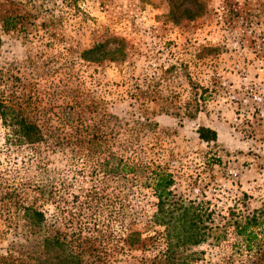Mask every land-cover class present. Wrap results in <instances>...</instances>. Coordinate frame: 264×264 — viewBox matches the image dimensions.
<instances>
[{
  "label": "rangeland",
  "instance_id": "rangeland-1",
  "mask_svg": "<svg viewBox=\"0 0 264 264\" xmlns=\"http://www.w3.org/2000/svg\"><path fill=\"white\" fill-rule=\"evenodd\" d=\"M0 104L42 132L0 114V264H34L26 208L75 231L119 214L151 250L116 264H264V0H0ZM159 172L211 214L169 254Z\"/></svg>",
  "mask_w": 264,
  "mask_h": 264
},
{
  "label": "trees",
  "instance_id": "trees-1",
  "mask_svg": "<svg viewBox=\"0 0 264 264\" xmlns=\"http://www.w3.org/2000/svg\"><path fill=\"white\" fill-rule=\"evenodd\" d=\"M0 114L5 123L9 125L17 123L20 126L23 141L36 143L41 139L42 132L38 126L27 122L21 116H12L13 113L9 107L0 104ZM198 134L199 138L205 142L214 141L216 138L213 131L205 128H201ZM173 185L174 180L171 174L159 172L154 176L153 189L158 200L155 219L165 227L166 241L174 244V248H172L173 244L169 246L167 254L176 249L185 248L187 245H197L202 242L208 231L205 223L211 217V214L201 205L194 202L187 203L177 198L171 190ZM25 215L30 226L29 232L35 237L34 264H116L120 262L118 256L124 249L123 246H127V252L144 253L151 250V247L146 248V245L141 242L139 233L126 234L127 229L122 225V217L119 214L116 216L117 223L113 232L117 235L113 238V233L97 228L83 227L78 231L73 228L60 230L55 227V224L48 223L43 212L33 208H26ZM90 216L92 219L93 214H88L89 218ZM257 224L260 223L254 217L238 230V234L246 238V243L250 244L255 236L253 232H247V230ZM124 235L125 238H123ZM168 260H170L168 264H178L172 261L174 260L172 257H168ZM137 262L142 264L141 261Z\"/></svg>",
  "mask_w": 264,
  "mask_h": 264
}]
</instances>
